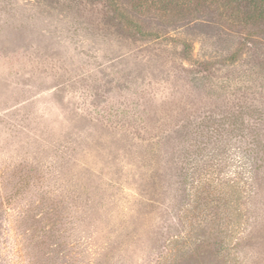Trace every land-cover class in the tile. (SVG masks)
Returning <instances> with one entry per match:
<instances>
[{
  "label": "rangeland",
  "instance_id": "rangeland-1",
  "mask_svg": "<svg viewBox=\"0 0 264 264\" xmlns=\"http://www.w3.org/2000/svg\"><path fill=\"white\" fill-rule=\"evenodd\" d=\"M0 264H264V8L0 0Z\"/></svg>",
  "mask_w": 264,
  "mask_h": 264
},
{
  "label": "trees",
  "instance_id": "trees-1",
  "mask_svg": "<svg viewBox=\"0 0 264 264\" xmlns=\"http://www.w3.org/2000/svg\"><path fill=\"white\" fill-rule=\"evenodd\" d=\"M249 1L252 2L254 6L260 9L264 8V0H249Z\"/></svg>",
  "mask_w": 264,
  "mask_h": 264
}]
</instances>
